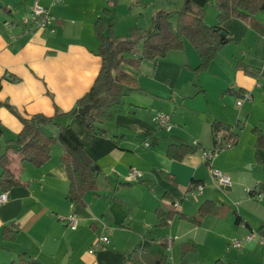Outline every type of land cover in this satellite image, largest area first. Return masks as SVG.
Masks as SVG:
<instances>
[{
  "label": "crops",
  "instance_id": "obj_1",
  "mask_svg": "<svg viewBox=\"0 0 264 264\" xmlns=\"http://www.w3.org/2000/svg\"><path fill=\"white\" fill-rule=\"evenodd\" d=\"M33 1L0 0V155L22 127L19 116L74 108L101 64L95 22L107 0H37L49 10L53 31L29 22ZM129 6L139 12L141 0ZM212 9L208 25L217 21V10ZM109 18L114 24L113 13L104 16L106 23ZM222 28L228 42L205 70L193 69L199 57L187 41L182 50H171L154 62L125 54L118 69L136 86L126 89V111L100 124L99 133L88 132L76 119L60 117L99 168L96 189L87 191L82 201L67 197L60 143L52 144L51 156L41 166L12 154L19 184L0 189L7 194L0 203V264L20 259L31 264H153L160 254L171 264L182 258L191 264H214L224 261V246L232 238L250 232L262 238L258 230L264 227V195L257 198L248 189L264 180V150L255 147L252 131L245 139L241 132L249 126L264 131V11L249 20L231 17ZM156 111L170 115V130L150 120ZM214 122L228 126L236 141L208 163L200 158V148L214 149L219 131L227 136L226 130L213 131ZM45 130L55 135L57 127L49 124ZM171 144L193 150L180 159L170 158ZM246 164L251 170L243 169ZM213 168L228 176L229 183H220ZM199 184L202 190L197 193ZM203 202L209 211L199 223L191 221L188 216ZM158 209L169 214L163 225ZM70 215L77 218L75 229L66 224ZM12 222L18 225L16 239L5 240L2 228ZM105 228L109 242L90 252ZM255 241L254 234L244 248L252 250ZM185 244L195 249L182 253Z\"/></svg>",
  "mask_w": 264,
  "mask_h": 264
},
{
  "label": "trees",
  "instance_id": "obj_2",
  "mask_svg": "<svg viewBox=\"0 0 264 264\" xmlns=\"http://www.w3.org/2000/svg\"><path fill=\"white\" fill-rule=\"evenodd\" d=\"M117 0H107V7L95 22V31L100 38V45L96 54L101 59L99 71L90 87L76 102V106L68 111H60L55 108L53 115L42 113L30 116H19L22 127L16 137L7 141L6 147L0 155V189L7 191L19 181L11 167L12 154H16L20 161L29 162L35 166H41L51 156V146L58 142L63 147L60 156L65 166L68 177L67 197L70 201H82L84 194L89 190H95L97 185V170L92 159L87 155L84 144L68 123H62L60 117L76 119L85 130L90 133H99L100 124L111 122L117 114L126 111L124 95L126 89L135 87V80L127 73L118 69L120 61L125 54H138V60L156 61L163 58L171 50H182L185 42H189L199 57L195 71L205 70L209 62L218 51L228 42L227 33L222 28V23L231 17L243 20L253 19L258 12L264 11V0H183L181 7L176 11L175 21L171 20L169 12L157 11L151 18V25L146 29L132 27L130 32L123 36H114L111 33L105 35V15L112 13ZM216 8V23L208 25L204 21L207 5ZM106 43L109 44L106 47ZM99 98V101L88 113H80L78 108L86 103ZM57 127L55 135L46 132L47 125ZM213 131L226 130L227 138L235 143V134L229 132V127L219 122L212 124ZM251 131L255 137L256 148L264 150V133L254 126ZM115 139V136L112 137ZM193 150V147L185 144H171L167 148L170 158L180 159ZM264 169V168H263ZM264 189V180L258 186L252 187L249 194L253 195L254 188ZM209 211L208 205L203 202L197 212L188 218L196 223ZM159 224L166 222V216L161 210H157ZM259 234L264 239V227L259 228ZM18 225L10 223L2 228V238L15 240ZM193 244H185L182 253L194 250ZM222 263L216 260L214 264ZM9 264H31L11 261ZM153 264H171L166 255H157ZM178 264H191L181 259ZM229 264V263H226Z\"/></svg>",
  "mask_w": 264,
  "mask_h": 264
},
{
  "label": "rangeland",
  "instance_id": "obj_3",
  "mask_svg": "<svg viewBox=\"0 0 264 264\" xmlns=\"http://www.w3.org/2000/svg\"><path fill=\"white\" fill-rule=\"evenodd\" d=\"M182 1L183 0H141L142 7L140 9L141 11L138 12V11H132L135 9H132V7L129 6V2H131L130 0H117L116 7L115 8L112 7V11H113L112 13L114 16L113 21H114V24H116L115 25L116 33L114 32V28H113L114 24L110 22V18H109L106 23L107 25L104 28L105 35L106 36L109 35L110 28H111V33H113L114 36H120V37H123L126 35V33H129L132 27H137L138 29H144L151 25V18H152L151 16L156 11H159V10L170 12L171 20L175 21L176 11L181 6ZM206 8L207 9L204 15V21L205 23L208 24L210 23L209 22L210 10H213L212 8L214 7H212V5H208L206 6ZM129 16H133V18L130 19ZM131 20L133 21L130 24L129 21ZM108 25H111L110 28ZM262 126H264V121H262ZM250 128L251 126H249L248 129H246L243 134L240 131L241 139L242 137L243 139H245L246 134L251 132ZM251 134H253V132H251ZM232 144L230 146H232ZM226 149H223V150H226ZM222 151H219L216 154H219ZM262 155H264V153H262ZM255 164L256 166L257 165L259 167L261 166L260 164L256 163V161H255ZM249 165L250 164L244 165L243 169L251 170L249 168ZM262 195H264V192ZM254 234L256 235V241L254 243L255 245H253V247L251 248L252 250L244 248V243L246 241L243 243V246H242L243 248L240 250H236L234 248L229 247V245L228 246L225 245L224 251L226 252L222 254L221 258L224 259L225 262L227 261L232 262L231 264H264V244H262V241L260 240V236L256 232H254ZM245 238L246 236H244L242 239H245ZM224 261L221 264H226ZM203 263L204 262H201V264Z\"/></svg>",
  "mask_w": 264,
  "mask_h": 264
},
{
  "label": "built area",
  "instance_id": "obj_4",
  "mask_svg": "<svg viewBox=\"0 0 264 264\" xmlns=\"http://www.w3.org/2000/svg\"><path fill=\"white\" fill-rule=\"evenodd\" d=\"M132 6H138L140 5V0H131ZM52 16L49 13V10L42 5L38 3L37 0L33 1L32 4V9H31V16L29 17V22L33 24L37 28H50L51 31H53V28L51 27L52 24ZM6 25H11L6 23ZM261 74L264 75V59H263V66L261 69ZM245 98H250V95L245 93L244 95ZM238 105L241 104V100H237L236 102ZM150 120L157 124L160 128L164 130H170L172 128V122L170 115L168 113L162 112V111H156L153 113L151 116ZM215 143L216 146H214V149L212 150H207L204 148H200V158L205 161V162H210L212 158L218 153L219 151H222L225 148H228L232 144V140L230 138H227L226 136H222V134L217 132L215 135ZM149 143H145V145H148ZM195 145L197 146V142H195ZM137 174V170L132 168L130 170V175L132 177H135ZM212 174L217 178V180L222 183V184H227L229 183V178L225 174H223L222 171L213 168L212 169ZM252 188H249L248 191H251ZM202 190V185H197L195 188V191L197 193H200ZM253 196H256L257 198H261L263 191L259 187L254 188ZM7 199V194L6 192H2L0 194V203H3ZM178 201L173 202V206L177 207L178 206ZM66 224L69 228L75 229L77 226V218L74 215H70L67 218H65ZM106 232L100 234L98 238L93 242L90 252H93L95 250H98L102 247H104L108 242H109V228H105ZM254 237V233L250 232L249 234L246 235L245 239L242 238H232L229 242V245L235 249H241L243 246V243L245 241H249ZM262 243L264 242V239H260Z\"/></svg>",
  "mask_w": 264,
  "mask_h": 264
},
{
  "label": "water",
  "instance_id": "obj_5",
  "mask_svg": "<svg viewBox=\"0 0 264 264\" xmlns=\"http://www.w3.org/2000/svg\"><path fill=\"white\" fill-rule=\"evenodd\" d=\"M109 44L106 43V47H108ZM99 101V98L94 99L92 102L90 103H86L85 105L81 106L78 108V111L80 113H88L93 107H95V105L97 104V102ZM97 170L99 169L98 166H94ZM32 262H34V260H32Z\"/></svg>",
  "mask_w": 264,
  "mask_h": 264
}]
</instances>
